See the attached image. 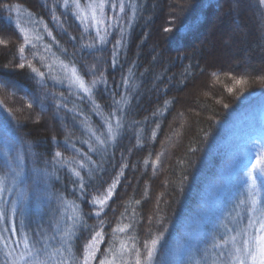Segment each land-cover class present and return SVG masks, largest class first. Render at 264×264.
Masks as SVG:
<instances>
[{"label": "trees", "instance_id": "trees-1", "mask_svg": "<svg viewBox=\"0 0 264 264\" xmlns=\"http://www.w3.org/2000/svg\"><path fill=\"white\" fill-rule=\"evenodd\" d=\"M54 3L0 0V149L8 142L10 153L24 155V183L18 187L26 193L22 211L18 205L15 214L10 201L16 194L5 193L9 220L0 221V230L14 224L18 238L43 229L58 239L57 223L63 227L71 215L62 202L67 201L79 206L83 218L74 233L76 255L103 220L105 242L98 256L109 246L112 229L129 224L117 235L133 239L142 251L145 241L159 238L150 264H211V246L226 235L225 226L235 234L247 223L243 206L236 207L248 191L245 165L264 153V6L259 0H136L137 15L126 26L113 64L117 31L109 30L113 34L107 43L97 40L94 48H84L95 32H85L69 11L57 6L61 27L52 19ZM234 26L240 31L232 40ZM20 28L36 44L25 45V59L19 53L24 42ZM213 33L222 45L229 42L223 49L235 54L218 58L217 48L211 51ZM36 35L41 39L35 40ZM56 58L75 64L86 83L103 74L106 85L93 89L99 107L81 100L67 80L61 82L64 73ZM25 60L45 77L27 64L18 67ZM48 64H53L51 72ZM241 78L245 82L237 84ZM124 97V127L115 141L91 152L84 142L90 140L86 126L103 130L113 100ZM57 151L67 160L75 157L87 164L83 153H88L95 161L83 169L72 165L84 177L83 194L69 164L53 160ZM121 171L112 199L95 216L92 196ZM260 199L264 203V188Z\"/></svg>", "mask_w": 264, "mask_h": 264}, {"label": "snow or ice", "instance_id": "snow-or-ice-1", "mask_svg": "<svg viewBox=\"0 0 264 264\" xmlns=\"http://www.w3.org/2000/svg\"><path fill=\"white\" fill-rule=\"evenodd\" d=\"M259 4L264 6V0H259ZM57 6L69 11L81 25L85 26V32H95L92 42L83 45L84 48H94L97 40L101 44L107 43L108 37L113 34L109 30H116L118 38L113 45V64L116 63L115 56L118 54L116 48L122 45L124 33L127 30L126 26H130L137 15L138 5L136 0H57V3L52 6V19L63 27L55 12ZM3 7L12 11V6L3 5ZM16 11L19 12L18 7ZM44 29L49 36L52 35L46 24ZM20 32L23 33L24 42L19 48V53L21 59H25V45H31L32 48H35L36 44L29 38L26 29L20 28ZM40 39L41 36H35V40ZM53 39L55 40V37ZM71 39L75 40L76 37H71ZM80 39H84V36L82 35ZM2 42L0 41V43ZM50 50L51 46L45 45V51L50 52ZM62 51L66 53L67 49ZM33 55H38V53ZM45 59V56H40L41 62ZM54 63H58L64 73L61 82L67 80L69 88H75L81 100L87 98L96 107H99L95 104L93 89L100 84L106 85L107 81L104 79L103 74H101L99 79H93L90 83H86L85 79L78 73L75 64H65L63 60L58 58H56ZM25 64L38 77H45V72L40 71L30 61L25 60V63L19 64L18 67L24 68ZM47 67L49 72L53 70V64H48ZM92 67L95 68V65ZM244 82L243 78L236 80L237 84ZM122 83L125 86L129 85V78L124 77ZM60 95L63 96V93ZM124 103H126V97L122 100H113L110 113L103 119V130L86 126L90 140L84 142L88 143L91 152H96L100 147L116 140L120 129L124 127L121 121L123 114L122 104ZM63 106L66 107V105ZM28 107H31V104ZM93 140L96 147L93 146ZM9 147V143L5 142L4 147L0 149V153L3 155V161L0 164V167L3 168V172L0 174V221H5L6 223L9 220V215L5 205L9 202L4 199L5 193L16 194V199L10 201L11 213L13 214L17 213L18 205L22 211L26 200L25 191L18 187L24 183V155L20 151H16L14 154L10 153ZM71 147L75 151H80L76 149L75 144H72ZM83 155L87 158V164L84 160L76 159L75 157L67 160L63 158L62 153L59 151L53 157V160H57V162H59V158L69 164L73 175L78 178L77 183L81 194L87 190L84 177L72 165H78L80 169H83L95 164L91 155L88 153H83ZM144 163L147 165L149 162L145 160ZM157 163H159V156H157L156 161L152 162V166L155 167ZM123 167H127V165ZM245 167L247 169L245 175L247 177L248 191L244 198L239 200L236 207L240 208L243 206L247 223L235 229V234H232L233 229L225 226L226 235L211 246L213 249L211 264H264V203L260 199L261 188H264V153L258 154L255 161L250 162V167L249 165H245ZM121 175H123V171L117 174V177L103 192L92 196L90 203L94 206L93 212L95 216L99 217L112 199ZM62 202L65 205V212L71 209V215H66L63 227L60 226L59 222L57 223L55 232L58 234V239L57 235L49 236L43 229L35 231L31 236L25 233L18 238V230L14 224L0 230V255L3 256L0 264H150L159 238L151 240L150 243L145 241L142 251L133 239H125L117 235L125 233L130 228L129 224H117L112 229V239L109 242V246L104 249L102 255L98 256V253H101V244L105 242V233L103 231L105 222L103 220L98 222L99 230H94L90 233V238L81 246L80 254L76 255L73 249L74 233L83 218L79 214L78 205L67 201ZM136 203H139V201ZM237 216L241 220L244 218L241 217L239 212ZM53 242H55L56 246H53ZM205 264H207V261Z\"/></svg>", "mask_w": 264, "mask_h": 264}, {"label": "rangeland", "instance_id": "rangeland-1", "mask_svg": "<svg viewBox=\"0 0 264 264\" xmlns=\"http://www.w3.org/2000/svg\"><path fill=\"white\" fill-rule=\"evenodd\" d=\"M231 25V24H230ZM212 27V26H211ZM211 27L209 28V32H211L212 33V29H211ZM215 28H217V27H215V26H213V29L215 30ZM219 30H220V28H219ZM233 33L232 34H230V36H231V39L232 40H235V37H236V35L238 34V31H240L239 30V28L238 27H236V26H234V28H233ZM218 31V30H217ZM220 36L218 35V34H215V33H213L212 34V36H211V38H209V40H210V45H211V51H212V49L213 48H217V51H216V54H217V57L218 58H226L227 56H229L230 55V53H229V51L228 50H225V49H223L224 47H228L227 46V44L229 43L228 41H224L223 40V45L221 44V42H219V38ZM245 41V40H244ZM245 44H246V41H245ZM225 45V46H224ZM224 46V47H223ZM229 48V47H228ZM232 53V52H231ZM235 53H233V54H231V55H234ZM230 55V56H231Z\"/></svg>", "mask_w": 264, "mask_h": 264}]
</instances>
